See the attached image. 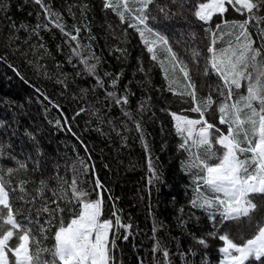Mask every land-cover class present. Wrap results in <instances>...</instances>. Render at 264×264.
<instances>
[{
  "label": "snow or ice",
  "instance_id": "obj_1",
  "mask_svg": "<svg viewBox=\"0 0 264 264\" xmlns=\"http://www.w3.org/2000/svg\"><path fill=\"white\" fill-rule=\"evenodd\" d=\"M25 3L39 6L37 23L17 25L13 21L9 47L19 40L15 31L23 29L39 36L40 31H51L54 27L61 33L63 44L68 46V63L75 68V58L83 66L76 75L94 78L97 88H105L107 77L112 90L105 88L106 99L121 108L128 104L127 85L123 92L117 91L123 72L99 74L101 57L93 50L92 41L96 38L87 20L90 10L87 3L80 0L68 5L67 11L74 21L70 26L47 0H25ZM170 3L180 10L188 8L197 21L207 26L204 32L210 38L208 55L203 57V66L198 70L204 76L218 78V82L209 85V95L198 98L190 66L199 65L201 53L192 49L190 60L186 61L174 47L186 44V39L172 41L160 30L167 28V22L174 16L182 14L173 12L167 4H160L158 0H102V10L117 18L116 24L106 25L108 34L118 41L111 49L127 56V48L120 45L126 42L128 29L135 30L148 59L161 70L167 91L189 105L169 114L181 140L178 148L187 153L184 169L192 177L194 188L189 203L207 214L213 229L206 236H193L194 242L205 249L209 247V238L222 242L216 249L217 264H249L253 260L264 264V0H170ZM229 6L242 19H227ZM3 7L6 5L0 0V8ZM214 17L219 18V23L213 27ZM150 21L157 23L150 24ZM251 27L256 28L262 41L259 46H254ZM82 31L88 33L86 44L81 38ZM218 43L222 46L218 47ZM33 47L45 49L43 43L29 45L30 49ZM57 48L62 50L61 45ZM16 52L24 55L19 45ZM0 62H6L4 55H0ZM9 67L17 76H22L15 65ZM137 70L146 76L151 71L142 62ZM57 82L67 87L66 76ZM44 99L49 98L44 96ZM140 108L144 109L143 103ZM84 111L81 108L76 115ZM189 112L197 113L198 118L185 114ZM69 123L65 119L64 124ZM136 130L143 132L139 122ZM6 159L14 160L16 167L0 168V264H117L116 242L129 239L120 230L132 226L123 223L116 210L111 216H104L103 194L107 190L98 178L95 189L101 191L95 199L78 187L75 178L69 183L60 177L58 189H50L48 182L40 179L32 195L27 190L30 180L13 183L17 173L27 172L28 165L13 156ZM84 167L87 170V165ZM149 170L152 173L149 183H152L158 175L151 161ZM61 202L70 207H62ZM49 234L53 245L42 247ZM153 251H160L159 242ZM189 251L195 255L194 250ZM162 254L165 264H170L169 252L165 249ZM203 264H208L207 259Z\"/></svg>",
  "mask_w": 264,
  "mask_h": 264
},
{
  "label": "trees",
  "instance_id": "obj_2",
  "mask_svg": "<svg viewBox=\"0 0 264 264\" xmlns=\"http://www.w3.org/2000/svg\"><path fill=\"white\" fill-rule=\"evenodd\" d=\"M2 2L6 7L0 8V55L6 57V62H0V168L16 167L14 160L6 159L9 156L25 162L27 172L21 170L17 173L13 183L21 179L30 180L27 190L32 195H35L40 179H45L50 189H58L60 177L69 183L75 178L78 187L86 191L89 198L95 199L101 191L95 189L98 178L107 190L103 194L104 216L107 218L116 210L122 222L132 226L128 230H120L129 239L116 242L114 255L117 264H165L162 254L165 249L169 252L170 264H203L205 259L208 264H217L219 256L216 249L222 242L209 238V247L205 249L193 240V236H206L213 229L207 214L189 203L194 188L192 177L184 169L187 153L178 148L181 140L169 114L189 105L167 91L161 70L148 59L135 30L128 29L127 40L120 45L127 48L128 54L120 56L111 49L118 41L112 39L106 30V25L116 24L117 18L102 10V0H82L90 6L87 20L96 38L92 41L93 50L101 57L99 74L122 71L117 91L123 92L125 85L130 89L129 102L121 108L110 104L105 97V88L112 90L107 77L105 88H97L94 78L76 75L83 66L75 58V68L68 63L69 49L63 44L58 29L53 27L51 31H40L39 36L23 29L15 31L14 35L19 40L9 47L11 23L35 26L38 20L36 12L40 9L38 5L25 3V0ZM47 2L63 14L67 25L74 23L67 8L80 0ZM158 2L167 4L173 12H182L167 22V28L160 30L172 41L186 39V44L174 46L186 61L190 60L192 49L201 53L199 65L190 66L198 98L206 97L209 85L218 82L216 76H204L198 70L203 66V57L208 55L210 38L204 32L207 26L197 21L188 8L180 10L170 0ZM226 18L242 19L231 6ZM156 23L150 21V24ZM215 23H219L218 17H214L213 27ZM250 31L254 46H259L262 41L256 28L251 27ZM81 38L83 43L89 42L87 32L82 31ZM41 43L46 50L29 48V45ZM17 45L24 55L16 52ZM58 45L62 50H58ZM140 62L146 70L151 69L147 76L137 70ZM9 65H15L22 76H17ZM65 76L67 87L57 82ZM44 96L49 99H44ZM141 103L144 104L143 110ZM81 108L85 111L77 116ZM125 112L130 115L126 116ZM185 114L198 118L197 113ZM65 119L70 121L68 125L64 124ZM137 122L142 127V134L136 130ZM216 122L218 124V120ZM69 127L71 131L67 130ZM149 161L158 175L152 183H149L152 177ZM46 195L51 196V192ZM61 206L70 207L63 202ZM157 242L160 251L154 252ZM53 243L49 234L42 247H51ZM190 249L195 251V255ZM249 264L257 262L253 260Z\"/></svg>",
  "mask_w": 264,
  "mask_h": 264
}]
</instances>
